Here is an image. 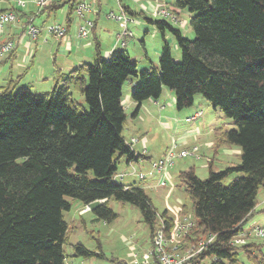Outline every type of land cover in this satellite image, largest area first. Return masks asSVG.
<instances>
[{"label": "trees", "instance_id": "1", "mask_svg": "<svg viewBox=\"0 0 264 264\" xmlns=\"http://www.w3.org/2000/svg\"><path fill=\"white\" fill-rule=\"evenodd\" d=\"M81 1L55 0L37 13L67 5L64 26L69 33L70 15ZM116 5L113 12L121 7L159 33L156 64L145 55L148 65L141 68L143 63L132 61L122 46L104 58L95 41L92 61L57 73L50 92L16 89L12 80L0 86V264L103 258L100 250L79 242L65 253L69 226L63 213L71 208L67 199L88 206L94 220L106 223L117 217L108 206L110 199L131 204L148 227L151 248L159 228L168 242L174 239L168 249L175 245L180 254L195 252L212 237L184 264H243L239 253L252 264H264L257 241L264 238L249 234L254 224L244 228L254 213L257 192L264 188V0H174V9L188 13L192 39L169 16L135 12L121 0ZM96 9L98 18V4ZM167 35L179 59L172 56ZM128 79L134 81L132 115L145 100H157L166 87L177 110L191 106L198 93L235 125L217 127L211 148L215 156L219 146L236 147L237 164L216 170L212 155L206 178H199L193 166L176 176L193 216L182 202L176 214L168 209L158 214L143 188L115 179L121 160L139 158L122 134L127 118L122 86ZM71 89L80 92L86 108L72 98ZM184 219L191 227L174 238L177 222ZM242 233L243 242L235 243Z\"/></svg>", "mask_w": 264, "mask_h": 264}, {"label": "rangeland", "instance_id": "2", "mask_svg": "<svg viewBox=\"0 0 264 264\" xmlns=\"http://www.w3.org/2000/svg\"><path fill=\"white\" fill-rule=\"evenodd\" d=\"M27 1V0H26ZM90 1V0H85ZM100 17L97 21L96 33L99 36L100 50L103 53L104 48L110 46L111 42H115V29L113 28V22L107 20L104 16L105 13L112 11H117L116 0H100ZM152 1V2H151ZM121 3L128 5L133 11H140V4L134 3L133 0H121ZM138 3H144L147 6H154L155 0H139ZM32 13L35 14V20H32L31 23L37 26L40 29L38 34V40L42 53L39 55L44 56V61L47 59L52 63V55H58L56 62H64L66 58L73 57V55H92L94 53V44L95 41L92 39V36L89 35L88 39H76L72 41V50L66 52L63 49L56 51V41L53 36H51L46 31V26L52 24H66V14L68 12L67 5H63L57 8L53 12H46L38 15L37 8L35 9L31 5ZM173 11V10H172ZM147 15H149L147 13ZM70 17L72 18L71 24V33H74L75 26L77 24V19L75 18L74 13H71ZM182 17V19L180 18ZM179 17V21L183 26L181 27L182 31H186V36L188 39L193 38V32L189 27L188 16L182 15ZM93 19V17H91ZM142 18L139 16L135 17V23L140 21ZM9 24V23H7ZM5 24L3 27H5ZM11 24V23H10ZM139 24V23H138ZM135 35L127 39L126 47L124 48L130 59L132 61H138L140 63H145V54L148 58L156 64L158 58V51L161 46L160 35L156 32L150 25H148V32H143L142 26H135ZM3 37V36H2ZM47 39V43H44L43 40ZM89 41L91 43L90 48H85L84 43ZM143 41V46L141 44ZM119 43V42H118ZM117 50L120 49L118 46ZM116 50V51H117ZM179 50H175L172 47V56L175 59H179ZM91 62V61H89ZM8 61H5L0 64V86L6 84L5 75L8 73L10 66ZM52 70V68H51ZM130 79L126 80L122 86L123 95L127 94L130 90L131 84L129 83ZM27 82V80H26ZM39 80L37 84L35 83H24V85H17L16 89L20 87L29 89L32 93L42 94L50 92L53 88V82L49 80L48 82H41ZM132 91V89H131ZM130 91V92H131ZM72 98L84 108L86 104L84 103L83 97L78 90L71 89ZM163 106V109L159 107ZM134 107L129 106L125 109L127 116L133 112ZM197 111H201V115L194 120L187 121V118L193 116ZM147 123V121H144ZM214 123L219 127L224 128H234L235 125L233 121L229 118H226L221 111L218 109H213L211 104L204 99L200 94H195L193 96V103L189 107L182 108L177 110L174 107L172 92L163 87V92L161 93L158 103H157V125L153 126L154 132L151 136L155 135L154 142H152L153 152L151 153L152 160L159 158L164 154L165 150L171 145L172 140H177L181 135H183L185 128L192 127L193 129L198 128L199 139L195 141L197 147V155H200V158L195 159L193 156H187L182 158H175L174 164L169 168L171 173V184L174 185V189L166 195L167 190H169L170 183H166L165 186L156 187L155 183L157 177L154 176V170L151 168L152 160H145L140 162H132L131 166L135 170V176L127 175L124 179L117 177V181L120 183L126 182H135L136 185H140L144 188V191L152 206L156 209L157 213H161L164 209H168L169 205L173 206L176 204L179 199L182 204L184 203L187 207V212L189 215L193 216L191 202L189 197L186 195L184 190L181 187L177 186V174L180 171L186 170L189 166L193 165L195 174L204 179L207 177L208 170L206 167L207 159L206 155L212 153V149L209 148L205 143L206 141H214V135L209 131V126ZM123 135L128 136L126 129L123 130ZM136 139V138H134ZM171 140V141H170ZM179 141V140H178ZM189 142H192L189 140ZM178 143V142H177ZM179 143H181L179 141ZM178 143V148L183 147L182 143ZM148 145L150 143L148 142ZM139 145H136L135 148H139ZM167 146V147H166ZM193 146V145H192ZM166 147V149H165ZM188 146V148H190ZM234 148L233 146H219L217 150L216 160L214 162L215 169L219 170L224 168L228 164H237L239 158L234 155H226V149ZM165 149V150H164ZM199 153V154H198ZM151 168V173L147 174V170ZM123 171H131L130 166H128L124 160H121L118 164L117 174ZM140 173H144L145 179L140 181ZM158 176V175H157ZM71 201V208L69 211L63 213L64 220L69 226V231L67 233V244L64 245V251L68 255L71 252V244L81 243L87 249L91 251L100 250L103 253V258H98L91 256L89 258L83 257H67L65 262L82 263V264H123L130 261L132 252L135 251L137 254H141L143 251L150 249V239H149V230L147 225L142 221L139 210L132 206L129 203L116 201L110 199L108 206L117 214V217L110 223H106L102 220H94V216L91 212L86 211L81 213L80 210L84 205L76 200ZM256 206L252 216L245 222L244 228L247 230L252 224H264V188H260L256 196ZM179 207V205H177ZM177 209V208H176ZM80 211V212H79ZM258 242L262 243L261 250L264 253V241L263 239H258ZM134 249V250H133ZM239 260L243 264H252L243 253H239Z\"/></svg>", "mask_w": 264, "mask_h": 264}, {"label": "crops", "instance_id": "3", "mask_svg": "<svg viewBox=\"0 0 264 264\" xmlns=\"http://www.w3.org/2000/svg\"><path fill=\"white\" fill-rule=\"evenodd\" d=\"M90 1H93L96 4H98L99 5V11H100L101 1L100 0H90ZM133 1L136 4H140V6H138L140 8V10L144 11L146 14L147 13L150 14V7L149 6H147L144 3H138L139 0H133ZM173 1L174 0H155L154 4H157V3L158 4H164L167 8L174 9L173 8ZM31 5L36 9L34 4L30 0H27L25 7L17 6L15 4V0H0V13L16 10L14 12L17 14V17H18V20L16 22L11 23V24L10 23L7 24L5 27H2V29L0 31V44H2L3 42H5L7 40H11L14 43L13 50L9 53L4 54V56L2 57V59L0 61V64L5 62V61H8V63H9L8 65L10 66L8 73L5 75L6 83L9 80H12V81H16V85H24V83H29V84L35 83V84H37V82L39 80L41 82H48L49 80H51V82H53V84H54L57 73H66L81 63L92 61V59L94 57V53L92 55H73V57H68V58H66V60L64 62H61V63L56 62V58L58 57V55H52V58H53L52 63H50L47 59L44 61V56L46 58L47 55H39L42 53V51H41V48L39 46V43L36 42L38 40V38L35 41H31L29 39V37L26 36L24 33L23 27L28 22L35 20V14L32 13L33 11L31 9L32 8ZM122 5H123V3H122ZM126 6H128V5H126ZM175 10H176L175 13L179 17L182 15H185V14L188 16V13L186 11H179L177 9H175ZM39 14H42V13H39ZM46 14H47V12H46ZM86 17L93 20V22H94V26H93L91 34H90L92 36V39L94 41H99L98 40L99 36L96 33V28H97V21L100 17V14H99L98 18H96L97 16H95L93 14H87ZM91 17H93V19ZM180 18L182 19V17H180ZM137 19H139V18H137ZM111 22H113L112 23L113 28L115 29V37H114L115 42L112 41L110 46H108V47L106 46L104 48V52L103 53L101 52V54L104 58L108 57L110 55V53L116 51L117 50L116 48L118 46L121 49V46L117 42V36H116L117 33L120 31L121 26L117 22H114L112 20H111ZM138 23L140 24V26H142L143 32H145V33L148 32V28H147L148 25H146L142 19L140 21H138L137 23H128L127 28L131 31L132 37H134V35H135V30H136L135 26L139 25ZM182 25L183 24H181L180 27H182ZM71 32H72V30L70 28L69 33H68V35H69L68 39H56V38H54L56 41V48H57L56 51L63 49L64 51H66L68 53L72 50V47H73L72 41H74V35ZM184 34L186 35V31L184 32ZM167 38H168V41L170 42V45L173 47V49L177 50V48L173 42V38L170 35H167ZM87 39H88V37L84 40L86 41ZM43 42L47 43V39H44ZM141 44L143 46V41H141ZM99 46H100V43H99ZM84 47L90 48L91 43L89 41H87L86 43H84ZM125 47H126V45L124 46V48ZM147 65L148 64L143 63L140 65V67L145 68V67H147ZM51 68H52V70H51ZM26 80H27V82H26ZM129 83L131 84L130 90L127 94H125V96L123 95V100H122V103H123V105L124 104L126 105V108L128 106H129V108L131 106L135 107V104L130 100V97H129L131 88L134 85V81L130 80ZM162 92H163V90H162ZM158 99L157 100H152V99L145 100L141 104L138 112L135 115H132V113H131L130 116H127V118H126V122H125L123 130L126 129L128 136L127 137L124 135L123 136L125 137L127 142H129L130 139H132V138L137 139L136 142H134L131 145L132 149L135 151V153L137 155H139V158L137 159V161H134V162L138 163L140 161H145V160H150V159L152 160L151 153L153 152V147H152L153 145H152L151 141L154 142L155 135L151 136V134L154 132V130H152L153 126H155V124L157 125V103H158ZM159 108L163 109V106H160ZM144 121H147V123H145ZM184 122L188 123L187 121H184ZM217 127H219V126L214 124V123H212L209 126V131L212 132L214 137H215V129ZM123 130H122V134H123ZM199 133H200V131L198 128L193 129L192 127H187V128H185L183 135H181L177 140H179L183 145H185L184 147H188L190 145L192 146V145H195V141L199 139L198 138ZM189 140L192 142H189ZM148 142L150 143V145H148ZM213 142L214 141H206L205 143H207L206 145L209 148H211ZM136 145H139L138 146L139 148H135ZM166 147H165V149H166ZM225 151H226V155L227 154L228 155H234V156H237L239 158V152L240 151L236 147H234L232 149L231 148L226 149ZM141 155H144V156H141ZM207 155H206V159H210L212 157L213 153L209 154V156H207ZM216 155H217V153L215 154V156L213 155L214 156L213 163L216 160ZM198 158H200V155L195 159H198ZM153 160H156V159H153ZM131 163L132 162L126 163L131 168L130 172L129 171H127V172L123 171L121 173H118V174H121V176H122L120 179H124V177L127 175L129 176V175L133 174V176H135V170L131 166ZM228 165H230V164H228ZM191 166H193V165H191ZM214 168H215V166H214ZM151 171L152 170L149 167V170H147V174L149 173V175H150ZM144 176H145L144 173H142V174L140 173L139 178L140 179L142 178L140 181L145 179ZM154 176L157 177L156 182H154L155 186L156 187L161 186V185H159L160 174L154 172ZM171 179H172L171 173L168 170L167 182L170 183L171 186H169V190H167L166 195L169 193V191L172 190V188L174 189V185L171 184L172 183ZM122 184H124V185H135V186L141 187L140 185H136L135 182H133V181L132 182H126V183L122 182ZM141 188H143V187H141ZM180 203L181 202L178 199L175 205H173V206L169 205V208H168L169 212L175 214L177 205H179ZM150 249H151V247H150ZM150 249L147 250V252L150 251ZM145 252L146 251H143L142 253H145ZM141 254H137L135 251H133L131 257H133V255H136L137 257H139Z\"/></svg>", "mask_w": 264, "mask_h": 264}, {"label": "built area", "instance_id": "4", "mask_svg": "<svg viewBox=\"0 0 264 264\" xmlns=\"http://www.w3.org/2000/svg\"><path fill=\"white\" fill-rule=\"evenodd\" d=\"M34 6L39 11L42 9L46 4L53 2L55 0H30ZM27 1L26 0H15V4L19 7H25ZM119 5V4H118ZM173 10V11H172ZM97 12L96 4L93 1H85L82 0L78 4H76L74 8V15L77 19V24L75 26V31L73 33L76 39H86L92 31L94 26L93 20L86 17L87 14H94ZM175 9H169L164 4H155L151 7L150 13L152 16H159V17H167L169 16L174 21L178 23L181 22L178 20L179 16L175 13ZM175 13V14H174ZM105 18L108 20H112L120 24L121 29L117 33V42L119 45L124 47L126 45L127 39L132 37L131 31L127 28L128 23H135V18L132 16L127 15L124 13L121 7H119V12L109 11L106 13ZM18 20L17 14L13 11H7L0 13V31L2 27L7 23H14ZM183 26V25H182ZM24 33L26 36L29 37L31 41H35L38 38V34L40 33V29L28 22L24 27ZM46 31L56 39H68L69 35L64 25L60 24H52L46 26ZM14 43L11 40H7L0 44V61L4 54L9 53L13 50ZM126 108V105L124 104ZM201 115V111H197L193 116L186 119V121L194 120L195 118ZM137 139H130L129 144L130 146L136 142ZM178 140H172L171 145L165 150L164 154L151 162V168L156 173L160 174L159 185L164 186L167 183L168 178V169L172 167L174 164L175 158H182L187 156H193L195 158L198 157L197 155V147L196 145L188 147H180L178 148ZM180 144V143H179ZM117 177H122L121 174H117ZM89 209L88 206H84L81 210V213L86 212ZM179 211V207H177L175 214ZM192 223L188 219H184L183 221L177 222L176 225V232L174 233V238H178L181 234H184L190 227ZM249 234L256 238H264V224H254L250 230ZM242 233L239 238L235 240V243H242L243 242ZM212 237H208L206 241L201 242L195 252H199L205 244H207ZM174 239L172 238L170 242L165 239L162 229L159 228L155 232V235L152 238V248L150 251L142 253L140 257L133 255V258L130 261V264H184L187 259H189L195 252H192L191 249L187 250L185 254H180L177 251V247L175 245L170 246L169 244H173ZM65 264H74L73 262L69 261ZM82 264V263H76Z\"/></svg>", "mask_w": 264, "mask_h": 264}]
</instances>
